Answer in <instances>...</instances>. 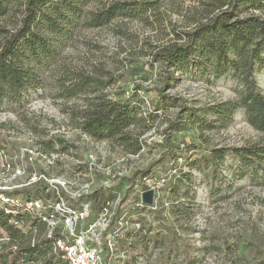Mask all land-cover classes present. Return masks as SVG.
I'll return each mask as SVG.
<instances>
[{
	"label": "rangeland",
	"instance_id": "374dc122",
	"mask_svg": "<svg viewBox=\"0 0 264 264\" xmlns=\"http://www.w3.org/2000/svg\"><path fill=\"white\" fill-rule=\"evenodd\" d=\"M203 1L160 0L154 13L160 25L133 20L117 36L105 27L88 26L96 1L83 0L81 16L70 21L64 36L53 37V53L32 63L38 89L25 88L3 99L0 142L9 150L0 152V191L39 180L49 186L42 200H34V213L47 223L36 234L40 239L55 231L71 237L70 243L80 238L85 248L97 250L99 264H264V160L241 164L232 153L261 144L264 133L247 124L241 109L226 129L214 123V106L238 101L241 80L230 64L220 67L209 58L203 43L192 49L182 67L152 58V46L189 31L191 20L203 17ZM259 12L264 16V9ZM251 13L260 14L244 5L235 16ZM227 58L235 59L232 50ZM67 70L97 78L99 92L130 106L143 121L131 127V141H96L81 129L86 95L66 97L62 84L76 82L65 75ZM254 78L264 95V70L255 71ZM181 101L196 116L194 127L187 124ZM136 138L141 149L132 154ZM167 144L173 147L170 155ZM216 149L225 151L220 164L210 154ZM98 190H112L115 201L110 211H99L83 226L85 218L68 205L82 207L89 217ZM147 190L154 192L151 206L141 202ZM117 207L129 216L110 224ZM162 218L174 228L172 243ZM105 229L108 251L95 241Z\"/></svg>",
	"mask_w": 264,
	"mask_h": 264
},
{
	"label": "trees",
	"instance_id": "16d2710c",
	"mask_svg": "<svg viewBox=\"0 0 264 264\" xmlns=\"http://www.w3.org/2000/svg\"><path fill=\"white\" fill-rule=\"evenodd\" d=\"M94 1L96 9L88 13L87 20L91 28L105 27L120 36L125 33L124 27L133 20L147 26L161 24L160 18L154 15L160 0ZM83 3V0H0V105L3 99L18 96L25 88L38 89L40 80L32 63H38L41 56L49 57L53 53V37L65 35L64 29L70 21L81 16ZM244 5L260 13L264 9V0H204L199 5L203 17L191 20L192 29L150 49L155 61L157 57H162L167 66L175 68L185 65L192 49L203 43L202 51L209 58L213 57L220 67L223 63L230 64L235 76L243 84V93L238 101H226L214 106V123H217L219 129H226L234 114L241 109L247 124L264 133V95L258 91L254 78L255 71L264 70V16L261 13H251L244 18H238L235 13ZM6 22L12 28L8 29ZM231 50L235 59L230 62L227 54ZM67 74L74 77L76 82L67 86L62 84L66 97L72 98L78 93L86 95L83 110L80 112L81 129L96 141H114L120 145L131 141V127L140 126L143 121L133 115L130 106L113 102L99 92L101 83L97 78L69 70L66 71L65 75ZM221 75L219 72L216 78ZM158 92L161 93V90ZM180 107L183 115L187 117V124L194 127L196 116L192 110L185 107L182 101ZM177 124V121L171 123L168 129ZM165 141L167 143V139ZM166 146L167 154L170 155L173 147L169 144ZM48 147L52 149V144ZM130 147L129 152L132 154L140 151L138 138ZM8 150L7 144L0 142V152L4 155ZM232 153L241 164L247 160L260 163L264 160V142L235 148ZM210 154L217 163L224 161V150L216 149ZM149 171L150 167L143 174L147 175ZM47 188L49 186L39 180L31 186L0 191V194L10 201L24 204L42 200V192ZM171 191L174 192L175 189ZM60 192L63 194L61 190ZM114 201L112 190L109 193L98 190L91 207V215L85 217L83 226H89L99 211H110ZM68 208L73 212H82V207L68 205ZM128 216V213L117 207L110 224L113 221L120 224ZM43 219L44 216L27 212L23 207L0 201V264H66L61 258L62 252L56 254L57 260H54L55 255L52 254L53 243L63 237L59 231L41 239L40 235H36L47 228ZM128 220L130 221L129 218ZM162 220L169 232L168 242L172 243L174 228L165 219ZM140 224L142 225L141 220ZM104 232L101 241L108 251L107 229ZM49 253L51 255L47 257Z\"/></svg>",
	"mask_w": 264,
	"mask_h": 264
},
{
	"label": "built area",
	"instance_id": "2783aa9c",
	"mask_svg": "<svg viewBox=\"0 0 264 264\" xmlns=\"http://www.w3.org/2000/svg\"><path fill=\"white\" fill-rule=\"evenodd\" d=\"M1 203L10 204L16 207H23V209L27 212L34 213V206L37 205L36 202H24V204H19L17 201H10L4 196H0ZM107 212V210H104ZM80 217L83 219L88 216L87 212H80ZM106 230V229H105ZM104 230V231H105ZM103 231V232H104ZM102 232V234H103ZM96 238L97 244H102L101 237ZM66 237L63 236L61 239H57L54 243L55 249L58 252H62V260L66 262V264H99V254L96 249L85 248L82 240L80 238H76L72 240L70 243L71 237H68L65 241ZM14 248V247H13Z\"/></svg>",
	"mask_w": 264,
	"mask_h": 264
},
{
	"label": "water",
	"instance_id": "95a60500",
	"mask_svg": "<svg viewBox=\"0 0 264 264\" xmlns=\"http://www.w3.org/2000/svg\"><path fill=\"white\" fill-rule=\"evenodd\" d=\"M153 195H154L153 190L144 191L141 194V202H142V204H144L146 206H151L152 203H153Z\"/></svg>",
	"mask_w": 264,
	"mask_h": 264
}]
</instances>
